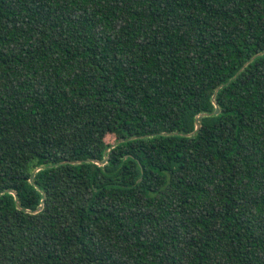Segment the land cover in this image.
Here are the masks:
<instances>
[{
    "label": "trees",
    "instance_id": "1",
    "mask_svg": "<svg viewBox=\"0 0 264 264\" xmlns=\"http://www.w3.org/2000/svg\"><path fill=\"white\" fill-rule=\"evenodd\" d=\"M0 264H264V0H0Z\"/></svg>",
    "mask_w": 264,
    "mask_h": 264
},
{
    "label": "water",
    "instance_id": "2",
    "mask_svg": "<svg viewBox=\"0 0 264 264\" xmlns=\"http://www.w3.org/2000/svg\"><path fill=\"white\" fill-rule=\"evenodd\" d=\"M219 113V108H218V106L216 105L215 106V110H214V112H213V114H215V115H217ZM204 116V114H200V115H198L197 117H196V122H198V120L201 118V117H203ZM197 128V127H196ZM108 151V149L106 150V152ZM106 163V158L103 160V161H101V162H99L98 164H100V165H103V164H105ZM37 170H39V169H37ZM36 170V171H37ZM33 177H34V175H31V177H30V179H29V182H33ZM42 207H43V205L41 204L39 207H38V209H37V211H40L41 209H42ZM25 211V210H24Z\"/></svg>",
    "mask_w": 264,
    "mask_h": 264
},
{
    "label": "rangeland",
    "instance_id": "3",
    "mask_svg": "<svg viewBox=\"0 0 264 264\" xmlns=\"http://www.w3.org/2000/svg\"><path fill=\"white\" fill-rule=\"evenodd\" d=\"M105 142L108 143V144H113L114 143V137L111 136V135H107L105 137Z\"/></svg>",
    "mask_w": 264,
    "mask_h": 264
}]
</instances>
